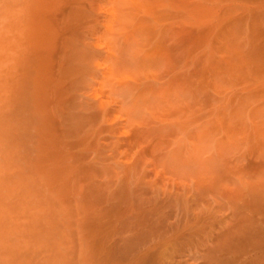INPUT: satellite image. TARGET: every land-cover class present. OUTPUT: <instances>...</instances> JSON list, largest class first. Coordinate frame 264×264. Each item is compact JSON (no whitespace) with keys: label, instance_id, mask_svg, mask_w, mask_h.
<instances>
[{"label":"rangeland","instance_id":"1","mask_svg":"<svg viewBox=\"0 0 264 264\" xmlns=\"http://www.w3.org/2000/svg\"><path fill=\"white\" fill-rule=\"evenodd\" d=\"M239 3L0 0V264L247 261L250 175L224 171L264 124V58L227 31Z\"/></svg>","mask_w":264,"mask_h":264},{"label":"bare ground","instance_id":"2","mask_svg":"<svg viewBox=\"0 0 264 264\" xmlns=\"http://www.w3.org/2000/svg\"><path fill=\"white\" fill-rule=\"evenodd\" d=\"M234 1V0H233ZM236 1V0H235ZM237 1H240V3H241V0H237ZM244 1V5H241L240 3L239 4H237V6L236 5H234V4H232V5H234V7L236 6V9L233 11V15H232V21H234L232 24L233 25H231V26H229V29H227V31L230 33V37H231V39H232V36H231V34L233 35H235V33H237V37H238V33L240 32L243 36H244V40L245 41H247L248 42V47H247V51L249 52L248 53V56H249V58L250 59H256L258 56H260L261 57V59H263L264 58V1L263 2H259L258 0H243ZM217 3V2H216ZM238 5H239V7H238ZM241 5V6H240ZM221 7H222V5H221ZM220 7V8H221ZM226 7V6H225ZM231 7V6H230ZM241 7V8H240ZM237 9H242L243 11H241V13L242 14H240V13H238L239 12V10H237ZM227 10V9H226ZM217 12V11H216ZM221 12H222V10H221ZM218 13V12H217ZM222 14V13H221ZM210 17H211V15H209ZM217 16V15H216ZM219 16V15H218ZM217 16V17H218ZM223 16V15H222ZM221 16V17H222ZM228 18V17H227ZM201 19V18H200ZM208 19V18H207ZM219 19V18H218ZM212 20V19H211ZM222 22H223V18H222ZM198 25V24H197ZM204 25V24H203ZM206 25V24H205ZM202 26V25H201ZM207 26V25H206ZM205 27V26H204ZM221 27V26H220ZM198 28V27H197ZM223 28V27H222ZM213 29V28H212ZM203 30V29H202ZM205 31L207 32V33H205ZM204 32H203V34H206V36H205V38L207 37V38H210V39H208V41L209 40H211V38H212V35L214 34V35H216L217 37H218V35L220 34V38H221V35L225 32H223V30H216L215 29V31H217V32H215L214 30V32L212 31V30H205ZM226 31V32H227ZM232 32V33H231ZM235 32V33H234ZM199 35V34H198ZM200 36V35H199ZM198 36V37H199ZM215 36V37H216ZM228 36H229V34H228ZM201 37L203 38L204 36L203 35H201ZM223 37H224V35H223ZM206 38V39H207ZM205 39V40H206ZM213 39V38H212ZM222 39V38H221ZM239 39V38H238ZM238 39H237V41H238ZM214 40V39H213ZM216 41V40H215ZM231 41V43H232V40H230ZM211 42V41H210ZM218 42H219V39H218ZM217 41L215 42L216 44L218 43ZM229 42V41H228ZM235 42V41H234ZM233 42V43H234ZM257 42V43H256ZM223 43V42H222ZM216 44H214L215 46H216ZM219 44V43H218ZM235 44V43H234ZM208 45V44H207ZM209 45H210V43H209ZM208 45V46H209ZM226 46V45H225ZM235 45H233V47H234ZM221 47V46H220ZM232 47V48H233ZM206 48H207V46H206ZM214 48V47H213ZM226 48H228V46L226 47ZM218 49V48H217ZM220 49V48H219ZM223 49V48H222ZM231 49V48H230ZM205 50H207V49H205ZM215 51V50H214ZM222 51V50H221ZM207 52V51H206ZM218 52V50L215 52V53H217ZM213 53V52H212ZM220 53V52H219ZM232 53H233V51H232ZM226 54H227V52H226ZM203 55V54H202ZM225 55V54H224ZM212 56V55H211ZM217 56V55H216ZM218 56H219V54H218ZM217 56V57H218ZM226 56V55H225ZM234 56V55H233ZM201 57V56H200ZM241 57V56H240ZM263 57V58H262ZM206 58V57H205ZM211 58H215V57H210V59ZM230 59V58H229ZM231 59H233V57L231 58ZM230 59V60H231ZM249 59V60H250ZM202 60V59H201ZM216 60H217V58H216ZM244 60V59H243ZM264 60V59H263ZM262 60V61H263ZM207 61V60H206ZM209 61V60H208ZM211 61V60H210ZM209 61V62H210ZM231 61H233V60H231ZM236 61V60H235ZM244 61H246V60H244ZM257 61H258V59H257ZM262 61L260 60L259 62H261L262 63ZM221 62H223V60H220V63ZM226 62H228V60L226 61ZM234 62V61H233ZM251 62V61H250ZM250 62H248L247 61V63L249 64ZM230 63V67H232L231 65V62H229ZM238 63H239V61H238ZM240 63H242V62H240ZM245 63V62H244ZM260 63V64H261ZM204 64H206V62L204 63ZM223 63H221L220 65H222ZM262 64H264V63H262ZM208 65H210V64H208ZM234 65V64H233ZM239 65H241V64H239ZM243 65V64H242ZM241 65V66H242ZM244 66V65H243ZM248 66V65H247ZM251 66V64L249 65V67ZM261 66V65H260ZM202 67H204V66H202ZM220 67V66H219ZM246 67V68H248L246 71H248V72H246L247 73V75H250V76H253L254 78H255V75L256 74H258V69H256L255 68V66H253V68L252 67ZM263 67V66H262ZM261 67V68H262ZM195 68V67H194ZM210 68V67H209ZM214 68V67H213ZM221 68V67H220ZM229 68V67H228ZM241 68V67H240ZM240 68H238V73H240L241 72V70L239 71V69ZM206 69V68H205ZM230 69V68H229ZM232 69V68H231ZM233 69H235L234 68V66H233ZM233 69H232V71H233ZM262 70V72L264 73V69H261ZM204 71V70H203ZM208 71L210 72L211 70H209L208 69ZM220 71H222V70H220ZM244 71V70H243ZM202 72V71H201ZM225 72H227V71H225ZM224 72V73H225ZM231 72V71H230ZM230 72H229V74H230ZM244 72V73H245ZM211 73H213V71H211L209 74H211ZM215 73V72H214ZM232 73V72H231ZM263 73H261L262 74V76H263ZM203 74V73H202ZM205 74V73H204ZM203 74V75H204ZM228 74V75H229ZM212 75H214V74H212ZM232 75V74H231ZM246 75V74H245ZM218 76V75H217ZM241 76V75H240ZM243 76V75H242ZM262 76H260L261 78H263ZM209 77V76H208ZM213 77V76H212ZM212 77H211V79H212ZM223 77V76H222ZM244 77V76H243ZM224 78V77H223ZM248 78H250V77H248ZM247 78V79H248ZM210 78H209V81L211 80ZM216 79V78H215ZM232 79V78H231ZM207 80V79H206ZM224 80V81H223ZM223 80H221V81H223V82H225L226 80L225 79H223ZM262 80V79H261ZM212 81H213V79H212ZM233 82V81H232ZM249 82V81H248ZM252 82V81H251ZM255 82V81H254ZM253 82V83H254ZM205 83V82H204ZM247 83V82H246ZM250 83V82H249ZM224 84H226V83H224ZM212 85V84H211ZM231 85V84H230ZM236 85V84H235ZM238 85V84H237ZM261 85H262V82H261ZM261 85H260V87H261ZM250 86H252V85H250ZM264 86V85H263ZM252 89V88H251ZM204 91V90H203ZM202 91V92H203ZM250 91V90H249ZM217 93V92H216ZM206 94V93H205ZM198 95H199V93H198ZM220 95V94H219ZM215 96V95H214ZM221 96V95H220ZM253 96V95H252ZM206 97H209V96H207L206 95ZM196 98V97H195ZM229 98V97H228ZM248 98H249V96H248ZM253 99H251L252 101H254L255 99H254V97H252ZM192 99V98H191ZM213 99L215 100V98L213 97ZM213 99H211V100H213ZM210 100V101H211ZM237 100H239V99H237ZM199 101V100H198ZM210 101H209V103H210ZM216 101V100H215ZM251 101V102H252ZM256 101V100H255ZM203 102V101H202ZM208 102V101H207ZM223 102H224V100H223ZM223 102H221L220 101V103L222 104ZM226 102V101H225ZM224 102V103H225ZM228 102V101H227ZM234 102V101H233ZM204 103V102H203ZM202 103V104H203ZM217 103V102H216ZM219 103V102H218ZM219 103V104H220ZM223 103V104H224ZM212 104V103H211ZM219 104H217V105H219ZM236 104V103H235ZM234 104V105H235ZM249 104V103H248ZM263 104V103H262ZM215 105V104H214ZM216 105V106H217ZM238 105V104H237ZM195 106H198V105H195ZM195 106H193V107H195ZM205 106V105H204ZM207 106V105H206ZM205 106V107H206ZM210 106V105H209ZM220 106V105H219ZM228 106V105H227ZM202 107V106H201ZM221 107H222V105H221ZM261 107V106H260ZM216 108V107H215ZM220 108V107H219ZM227 108V107H226ZM229 108V107H228ZM264 108V107H263ZM231 109V108H230ZM230 109H228V110H230ZM260 109V108H259ZM199 110V109H198ZM201 110V109H200ZM193 111V110H192ZM213 112V111H212ZM217 112V111H216ZM215 112V113H216ZM225 112V111H224ZM230 112V111H229ZM243 112V111H242ZM258 112V111H257ZM262 112H263V110H262ZM195 113V112H194ZM208 113V112H207ZM211 113V112H210ZM231 113V112H230ZM206 114V113H205ZM212 114V113H211ZM218 114V113H217ZM228 114V113H227ZM239 114V113H238ZM229 115V114H228ZM195 116V115H194ZM193 116V117H194ZM196 116H197V114H196ZM195 116V117H196ZM212 116H216V114L214 115V113H213V115ZM252 116V115H251ZM253 116H254V114H253ZM261 116V115H260ZM192 117V118H193ZM257 117V116H256ZM217 118V117H216ZM229 119V118H228ZM232 119V118H231ZM230 119V120H231ZM243 119V118H242ZM247 119V118H246ZM189 120V119H188ZM224 120V119H223ZM197 121V120H196ZM263 121V120H262ZM192 122H193V120H192ZM232 123H233V121H231ZM242 122V121H241ZM246 122V121H245ZM191 123V122H190ZM215 123H216V121H215ZM220 123H221V121H220ZM250 123L252 124L253 122H251L250 121ZM59 124V123H58ZM255 124V123H254ZM261 124H263V122L262 123H260V125L257 123V124H255L254 126L253 125H251L250 127H251V131H249L250 130V127H249V130L247 131V132H251L252 133V136H251V138H247V139H250V141H247V142H249V143H247L248 144V146L247 147H245V148H247L246 149V154L247 155H245V156H243V154H241L240 156H239V158H237V157H235L236 159H237V162H236V164L233 166V167H231L229 170H225L224 172H226V173H228V172H230V173H232V174H235V175H237V176H239L240 175V177H242L241 175L242 174H249L250 175V177H248V180H249V182H247V184H243L244 185V191L242 190V193L239 191V189L241 190V189H243L242 187L241 188H239V189H235L234 187H232V188H234V193L235 194H233V195H235V197L236 196H238V197H244V199L246 198L248 201H249V203L247 204V205H249V206H246V205H244V207H243V210H244V208L245 209H247V211H248V213H246L245 214V212L243 213L242 212V215H241V218H240V221L241 222H239L238 223V220H237V223H238V225H236L235 224V226H234V229L235 230H237V231H239V229L238 228H243V227H241V225H246V223H248V225L249 226H245V228L247 229V231H246V233L247 232H250L249 234L247 233V234H244V235H242V230L244 229H241V231H239V232H236V233H234L235 231H234V229H233V231H231V232H229L231 229L230 228H233V226L232 227H229L228 229H226L229 233H231V235L233 234V235H235V236H237L236 237V244H237V241H238V244H240V245H242L244 242L245 243H247L246 245L247 246H249L248 248H247V250H249L248 251V253L247 254H249V256H248V258L246 259L247 261H245V263H243V264H264V149H262V147L264 146V124L263 125H261ZM231 125V124H230ZM233 125V124H232ZM231 125V126H232ZM74 126V125H73ZM222 126V125H221ZM253 126V127H252ZM64 127V126H63ZM229 128V127H228ZM228 128H227V130H228ZM217 129H219V128H217ZM244 129V128H243ZM243 129H242V132H243ZM230 130H231V127H230ZM245 130H246V128H245ZM217 131V130H216ZM222 131V130H221ZM66 132H68L67 130H66ZM220 132V131H219ZM225 132V131H224ZM224 132H222V133H224ZM241 132V131H240ZM240 132H238V133H240ZM241 132V133H242ZM199 133H201V132H199ZM216 134H217V132H215ZM215 134V135H216ZM237 134V133H236ZM249 134V133H248ZM241 135V134H240ZM228 137H232V136H228ZM244 137V136H243ZM247 137H249V136H247ZM245 138V137H244ZM215 139V138H214ZM233 139V138H232ZM246 139V138H245ZM228 140H229V138H228ZM227 140V141H228ZM238 140V139H237ZM243 140V139H242ZM233 141V140H232ZM231 141V142H232ZM240 142V141H239ZM229 143V142H228ZM236 143V142H235ZM244 143H245V141H244ZM238 144H240V143H238ZM217 146V145H216ZM215 147V146H214ZM227 152V151H226ZM192 153V152H191ZM239 154V153H238ZM190 155H192V154H190ZM182 156V155H181ZM217 156V155H216ZM249 156V159H247V157ZM220 158V157H219ZM234 160V159H233ZM246 162V163H245ZM198 165V164H197ZM227 166V165H226ZM225 166V167H226ZM229 166V165H228ZM212 168H213V166H212ZM223 168H224V166H223ZM199 169V168H198ZM210 169H211V167H210ZM213 170V169H212ZM209 171H211V170H209ZM214 172V171H213ZM207 173H208V170H207ZM212 173V172H211ZM217 173V172H216ZM215 173V174H216ZM214 174V173H213ZM213 174H211V175H213ZM210 175V176H211ZM223 175H225V174H223ZM214 176V175H213ZM246 176V175H245ZM244 176V177H245ZM212 177V176H211ZM214 178H216V177H214ZM214 178L212 179V180H214ZM223 178V177H222ZM246 178V177H245ZM228 179H230V178H228ZM216 180V179H215ZM246 180V179H245ZM248 180H246V181H248ZM220 181V180H219ZM230 181V180H229ZM246 181H245V183H246ZM208 184H210L209 182H211L210 180H209V182H208V180L206 181ZM242 182H243V180H242ZM212 183V182H211ZM214 183H215V181H214ZM224 183V182H223ZM213 184V183H212ZM237 185V184H236ZM207 187V186H206ZM208 187H210V186H208ZM238 187V186H237ZM211 188V187H210ZM209 188V189H210ZM219 188V187H218ZM231 188V189H232ZM221 190V189H220ZM225 190V189H224ZM230 191H232L233 192V189L232 190H230ZM229 192V191H228ZM134 193V192H133ZM222 193V192H221ZM198 194V193H197ZM229 195H230V197H232V195H231V193L229 192ZM229 197V198H230ZM234 196L232 197V200L233 201H236L237 199L236 198H238V197H236L235 198ZM216 198V197H215ZM235 198V199H234ZM240 198H238V200H242V198L240 199ZM231 199V198H230ZM245 199V200H246ZM133 200V199H132ZM216 200V199H215ZM231 200V201H232ZM237 200V201H238ZM207 201V200H206ZM248 201H245V203L246 202H248ZM166 202V201H165ZM198 202V201H197ZM217 202V201H216ZM218 202H219V200H218ZM244 202V201H243ZM242 202V203H243ZM204 203V202H203ZM220 204V203H219ZM233 204H235L236 205V209H237V205H239L238 203H233ZM221 205V204H220ZM242 205V204H241ZM241 205H239L240 207H241ZM235 207V206H234ZM239 207V208H240ZM242 207L240 208L241 210H242ZM238 208V210H240ZM219 209H220V207H219ZM218 210V209H217ZM222 210V209H221ZM224 211V210H223ZM234 211V210H233ZM246 211V212H247ZM246 215V216H244V215ZM242 216H244L243 218H242ZM246 220H245V219ZM195 219V218H194ZM242 219H244V222H245V224H243V221H242ZM226 220V219H225ZM169 222V221H168ZM199 222V221H198ZM222 222V221H221ZM241 224V225H240ZM223 226V225H222ZM191 227V226H190ZM225 229V228H224ZM227 231H226V234H228L227 233ZM245 231V230H244ZM243 231V232H244ZM173 232V231H172ZM241 232V233H240ZM245 233V232H244ZM223 234H225V233H223ZM225 234V235H226ZM239 234H241V235H239ZM230 235V236H231ZM131 236V235H130ZM211 236V235H210ZM221 236H223V235H221ZM229 236V235H228ZM208 237V236H207ZM222 238V237H221ZM224 238H225V236H224ZM223 240V239H222ZM233 240H235V238L233 239ZM232 240V242H235V241H233ZM209 244V243H208ZM205 245V244H204ZM245 245V244H244ZM154 246V245H153ZM208 246V245H207ZM206 246V247H207ZM220 246V245H219ZM155 247V246H154ZM235 247V246H234ZM237 247V246H236ZM236 247L234 248V250H233V248H232V254L234 253V254H237V255H235L234 256V259H230L231 260V262L233 261V263L234 264H237V263H240V257H239V254L240 253H242V251H243V249L246 247H243V245L241 246V248H242V250H241V252H238V250L240 249L239 247H237V248H239V249H237V251L235 250L236 249ZM221 248H225L222 244H221ZM226 249V248H225ZM220 250H224V249H220ZM227 250V249H226ZM230 251V250H229ZM235 251V252H234ZM246 251V250H245ZM220 252V251H219ZM231 252V251H230ZM238 252V253H237ZM174 254V253H173ZM220 254V253H219ZM225 254V253H224ZM214 255V254H213ZM215 256V255H214ZM217 258V257H216ZM203 260H205V259H203ZM207 260V259H206ZM221 260V259H220ZM228 261V260H227ZM217 262V261H216ZM231 262H230V264H231ZM174 263H175V261H174ZM224 264H228V263H225L224 262Z\"/></svg>","mask_w":264,"mask_h":264}]
</instances>
